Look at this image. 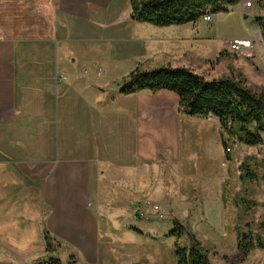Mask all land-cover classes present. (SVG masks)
I'll use <instances>...</instances> for the list:
<instances>
[{"label":"crops","instance_id":"0c3cea01","mask_svg":"<svg viewBox=\"0 0 264 264\" xmlns=\"http://www.w3.org/2000/svg\"><path fill=\"white\" fill-rule=\"evenodd\" d=\"M111 1L0 0V264H46L49 257L62 264L96 263L99 240L111 238L117 225L113 218L126 208L113 190V172H118L115 178H121L122 184L141 176L145 187L153 182L156 188L162 164L155 161L164 150L172 152L179 146L178 114L184 115L176 113V94L144 89L118 96L100 67L81 73L94 96L82 99L71 114L62 105L63 111L68 110L66 117L79 116L86 122L90 115L98 120L115 116V121L121 118V126L113 123L93 132H72L67 127L65 135L59 131L57 140L54 97L63 94L66 83L60 82L64 74L55 77L56 34L63 29L66 13L88 14L89 5L96 12L108 8ZM131 25L132 32L134 25L153 30L177 26L139 21ZM143 46L144 53L134 56L136 63L128 73L135 67L190 68L159 54L181 50L166 51L163 45L144 41ZM79 93L83 94L80 88ZM166 97L176 103L154 107L160 105L156 100ZM136 158L143 166L141 172L135 170ZM162 163L170 170L175 164ZM125 185L134 190V183ZM44 231L52 240L51 251Z\"/></svg>","mask_w":264,"mask_h":264},{"label":"rangeland","instance_id":"374dc122","mask_svg":"<svg viewBox=\"0 0 264 264\" xmlns=\"http://www.w3.org/2000/svg\"><path fill=\"white\" fill-rule=\"evenodd\" d=\"M88 7V14L66 13L63 29L54 41L55 77L64 74L60 82L66 83L63 94L54 97L57 140L59 131L65 135L67 127L72 132H93L100 131L99 126H121V118L115 121V116L98 120L90 115L88 122L79 116L66 117L68 110L63 111V106L69 107L71 114L82 99L94 96L81 77L89 68L100 67L102 77L109 79V88H116L114 94L121 96L117 91L127 70L136 63L134 56L144 53L143 41L163 45L166 51L181 50L159 54L172 64L188 65L207 79L232 75L241 77L251 90L264 91V0H240L235 7L222 6L223 10L208 12L213 14L211 20L201 16L192 24L175 26L182 28L153 30L134 25V32L130 0H112L108 8L96 12L92 5ZM234 37H252L253 50L244 54L229 50L228 41ZM54 89L57 92V84ZM155 103L160 104L155 108L164 104L170 108L176 101L166 97ZM178 116V148L164 150L155 161L162 164L160 186L155 188L156 183L151 182L150 188L145 187L141 176L122 184L121 178H115L118 172H113V190L126 208L113 218L117 225L111 230V238L99 240L94 264H176V237L169 235L173 229L182 232V245L187 244L186 231L193 232L211 264H263L264 248L254 247L242 256L237 242L241 232L264 234V136L260 144L234 142L228 149L222 144L214 116ZM125 124L122 127L129 128L130 124ZM164 160L168 165L175 163L171 170L162 163ZM135 167L139 172L143 169L137 158ZM246 168L257 178H242ZM125 183H134V190ZM146 200L159 206V211L134 216L133 207L143 206Z\"/></svg>","mask_w":264,"mask_h":264},{"label":"trees","instance_id":"16d2710c","mask_svg":"<svg viewBox=\"0 0 264 264\" xmlns=\"http://www.w3.org/2000/svg\"><path fill=\"white\" fill-rule=\"evenodd\" d=\"M240 0H130V18L156 26L181 25L194 22L208 12L223 10L222 6ZM170 91L177 96V112L189 116H214L219 125L222 144L241 142L260 144L264 136V91H253L241 77L220 76L207 79L188 67L161 65L151 70L132 69L119 87L120 94L139 90ZM242 178H257L243 169ZM264 227V221L262 222ZM176 237L173 255L176 264H211L205 248L191 231H186L187 244H180L182 232L171 230ZM47 250L53 249L49 234L44 231ZM238 251L247 255L254 247L264 248V234L241 232ZM46 264H62L49 257ZM67 264H71L68 262ZM264 264V263H263Z\"/></svg>","mask_w":264,"mask_h":264},{"label":"built area","instance_id":"2783aa9c","mask_svg":"<svg viewBox=\"0 0 264 264\" xmlns=\"http://www.w3.org/2000/svg\"><path fill=\"white\" fill-rule=\"evenodd\" d=\"M247 5H250L251 2L247 1ZM204 20H211V14L203 15ZM255 40L252 37H234L228 41V48L235 53H248L251 52L254 48ZM158 212L159 206L156 204H151L149 200H146L143 206L135 205L133 207V215L137 217H143L147 212Z\"/></svg>","mask_w":264,"mask_h":264}]
</instances>
